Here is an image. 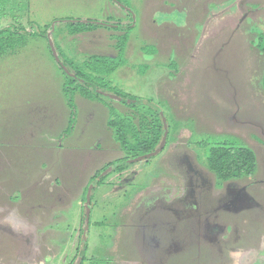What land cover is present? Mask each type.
<instances>
[{"label":"rangeland","instance_id":"rangeland-1","mask_svg":"<svg viewBox=\"0 0 264 264\" xmlns=\"http://www.w3.org/2000/svg\"><path fill=\"white\" fill-rule=\"evenodd\" d=\"M69 20L102 26L70 34ZM9 22L52 25L63 62L150 100L167 136L97 186L110 163L146 153L137 115L131 124L142 105L75 93L65 135L63 69L47 38L28 35L0 57V264H76L85 246L83 264H264V0H1ZM107 56L119 65L104 74ZM112 117L130 134L124 146ZM226 143L255 152L252 175L217 182L206 156Z\"/></svg>","mask_w":264,"mask_h":264},{"label":"trees","instance_id":"trees-1","mask_svg":"<svg viewBox=\"0 0 264 264\" xmlns=\"http://www.w3.org/2000/svg\"><path fill=\"white\" fill-rule=\"evenodd\" d=\"M1 1V0H0ZM70 34H78V33H86L97 30L101 24L97 23L95 20H69ZM114 30L121 31L122 27L119 23H116V26H111ZM129 28V27H124ZM52 29V25H46L44 29H41L37 24L33 22H29L28 29L26 26L19 24L17 22L8 23L7 25L0 26V57L6 54H11L16 51L17 48L22 47L26 43V38L28 35H39L48 39V32ZM117 37V36H116ZM129 35L127 33H122L120 38V43L115 44V50L117 56L119 53L123 52L124 47H126L127 39ZM54 43V42H53ZM55 49L60 58V61L65 66L61 67L64 75L63 82V90L71 109L70 119L68 122V126L64 132L65 135L69 134L73 130V126L75 123L76 115H75V104L73 101V97L75 93L81 94L83 97L91 99V100H101L102 96H104L103 92H109L111 96L116 95L121 97L122 102L127 103V105L133 106V103H139L141 108L139 110H135L132 113V121L136 118L137 115L139 117V123L135 122L134 130L136 132H141L143 134V138L140 139L139 144L144 152H152L157 146L160 145L165 128L163 124V112L160 108L154 105L150 100H135L132 101V98L126 99L120 95L118 92L106 91L100 89L97 86V83L87 74L82 73L81 70L77 69L78 67H74L71 64L63 62L62 54L58 49V46L55 45ZM257 47L260 51L264 53V48L257 44ZM51 52V50H50ZM123 55V54H121ZM95 58V57H94ZM98 59V58H95ZM103 62V72L106 74L108 71L110 72L114 68H116L119 63L113 60V57H102ZM101 60V59H100ZM60 68V69H61ZM262 86L264 88V73L262 75ZM127 100V101H126ZM135 106V105H134ZM144 106V107H143ZM165 116V115H164ZM130 119L127 117L119 120V123L129 122ZM135 121V120H134ZM118 122L115 118H111L109 120V125L111 127L118 126L115 129L116 138L121 142L124 146L126 144L127 136L130 138L129 132H125L122 126L117 125ZM125 124V123H124ZM137 124L139 127L137 128ZM123 125V124H122ZM166 142V138H165ZM142 151V152H143ZM145 153V154H146ZM127 158L112 162L107 166L109 168V172L105 176H96L95 184L99 186L105 177L111 172L117 170L118 172L122 171L124 168V163ZM207 168L214 174L218 183H225V181H230L232 179H237L243 176H250L256 171V154L255 152L246 146H241L232 143H226L222 145H214L211 146L208 150L206 156ZM86 249L85 246L82 248V251L79 257L76 260V264H83L86 260ZM91 264H103L100 260H95Z\"/></svg>","mask_w":264,"mask_h":264},{"label":"water","instance_id":"water-1","mask_svg":"<svg viewBox=\"0 0 264 264\" xmlns=\"http://www.w3.org/2000/svg\"><path fill=\"white\" fill-rule=\"evenodd\" d=\"M47 36H48V44H49V48H50V50H51V53H52L54 59H55L56 62L59 64V66L63 67V69H64L65 66H64V65L62 64V62L60 61V58H59V56H58V54H57V51H56L55 46H54V43H53V41L49 38V33L47 34ZM104 95H105V94H104ZM106 95H110V94H107V93H106ZM113 97L118 98V99L121 98V97H118V96H116V95H113ZM121 100H123V99L121 98ZM126 101H127V100H126ZM162 120H163V124H164V128H165V132H164V136H163V139H162L160 145H159L154 151H152V152H150V153H148V154H146V155L138 156V157H136V158H133V159L128 160V161H127L128 163H131V162H134V161H139V160H142V159H148V158H150V157L156 155V154H157V153L163 148V146H164V144H165V138H166V136H167V123H166V120H165L164 117H162ZM86 218L89 219V208H87Z\"/></svg>","mask_w":264,"mask_h":264},{"label":"flooded vegetation","instance_id":"flooded-vegetation-1","mask_svg":"<svg viewBox=\"0 0 264 264\" xmlns=\"http://www.w3.org/2000/svg\"><path fill=\"white\" fill-rule=\"evenodd\" d=\"M163 117H164V116H163ZM164 148H165V144H164V146H163L162 149H164ZM162 149H161V150H162ZM161 150H160V151H161ZM160 151H159L158 153H160ZM149 153H150V152H149ZM158 153H157V154H158ZM146 154H148V153H146ZM146 154H143V155H146ZM157 154H156V155H157ZM141 156H142V155H141ZM154 156H155V155H154ZM152 157H153V156H152ZM150 158H151V157H150ZM150 158H148V159H150ZM127 159H128V158H127ZM129 160H130V159H129ZM142 160H143V159H142ZM127 161H128V160H126L125 162L128 163ZM122 170H123V169H122ZM120 172H121V171H120ZM106 174H107V173H106ZM106 174H105V175H106ZM105 175H104V176H105ZM232 180H233V179H232ZM226 182H227V181H225V183H226ZM101 184H102V183H101ZM101 184H100V185H101ZM23 218H24V217H23ZM25 219L29 222V219H28L27 217H25Z\"/></svg>","mask_w":264,"mask_h":264}]
</instances>
